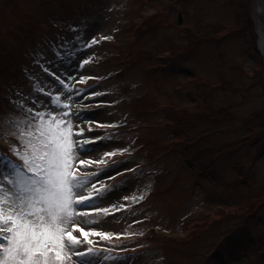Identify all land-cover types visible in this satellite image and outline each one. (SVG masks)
<instances>
[{
  "label": "rangeland",
  "instance_id": "1",
  "mask_svg": "<svg viewBox=\"0 0 264 264\" xmlns=\"http://www.w3.org/2000/svg\"><path fill=\"white\" fill-rule=\"evenodd\" d=\"M136 1L140 0H0V38L8 27L18 31L13 23L20 20L15 3L40 21L34 38L19 34L27 39L21 43L22 50L32 56V63L23 64L25 82L8 86L11 96L23 91L17 87L21 84L34 93L39 88L55 93L59 84L50 87L38 66L45 54L53 55L56 45L52 41L74 40L73 33L83 36L85 28L97 41L84 55L90 62L71 84L79 92H73L70 110L95 114L92 120L73 117L72 122L75 130L84 129V142L91 138L100 143L95 151L77 152V166L80 175L94 176L106 168L115 173V166L127 163L118 175L86 186L84 195L93 183L97 190L115 186L116 191L110 198L95 201L109 209L107 214L77 210L76 223L90 234L85 238L79 227L73 231L82 241L76 250L96 249L99 254L92 258L93 264H264V205L252 215L239 205L229 206L232 216L213 214L224 201L244 199L249 192L258 194L259 202L264 200V156H257L254 138L248 136L244 123L251 114L264 112V65L259 70L263 76L254 68L259 55L264 62L259 37L252 48L250 37L237 32L235 0H148L138 23L154 11L176 21L179 8L186 5L190 12H202L206 20L231 27L173 66L165 56L167 47L185 43L176 26L155 34L124 31L139 14L132 11ZM252 12L264 27L263 16L255 7ZM181 19L186 21L182 13ZM45 23L53 26L49 29ZM5 37L12 41L9 35ZM185 70H194V77H188ZM83 76L90 78L84 82ZM219 77L238 89L213 90L201 83L208 80L216 86ZM89 89L102 95L80 98L79 93ZM195 104L229 107L234 117L219 128L198 120L190 121V129L178 128L177 110L192 111ZM90 128L94 131L89 132ZM0 146L8 147L4 138ZM200 149L212 152L196 154ZM112 151L117 152L115 157L105 156ZM89 159L106 163H78ZM125 185L127 190H123ZM202 213L219 218L216 227L203 236L199 235L203 228H193L194 221L185 224ZM96 231L113 235L105 240L93 234ZM68 264H78V258L72 255Z\"/></svg>",
  "mask_w": 264,
  "mask_h": 264
},
{
  "label": "snow or ice",
  "instance_id": "2",
  "mask_svg": "<svg viewBox=\"0 0 264 264\" xmlns=\"http://www.w3.org/2000/svg\"><path fill=\"white\" fill-rule=\"evenodd\" d=\"M73 37L74 40L52 41L56 45L53 55L45 54L38 62L40 74L49 86L59 84L55 93L44 88L34 93L21 84L17 87L23 91L18 96L0 98V138L8 144L7 148L0 146V264H68L72 255L78 258V264H93L92 258L99 254L92 247L76 250L82 243L73 234L79 227L77 210L109 213L108 208L99 207L95 201L110 198L115 186L97 190L93 183L87 195L83 192L93 181L118 175L127 162L115 166V173L106 168L94 176L79 174L77 152L95 151L100 140L90 138L84 142V129L75 130L73 117L92 120L95 114L71 112V97L73 92H79L71 84L75 74L90 62L84 55L97 41L88 35L87 28L83 36L73 33ZM89 78L82 77L84 82ZM89 94L102 95L92 89L79 93L80 98ZM91 131L94 130L90 128ZM7 152L17 159L13 160ZM116 155V151L105 153L106 157ZM78 163L88 166L106 161L89 159ZM123 190H127V185ZM79 231L85 238L90 234L83 227ZM93 234L105 240L113 235L100 231ZM88 243L93 242L89 239Z\"/></svg>",
  "mask_w": 264,
  "mask_h": 264
},
{
  "label": "trees",
  "instance_id": "3",
  "mask_svg": "<svg viewBox=\"0 0 264 264\" xmlns=\"http://www.w3.org/2000/svg\"><path fill=\"white\" fill-rule=\"evenodd\" d=\"M147 1L148 0H140L134 3L132 11H137V13L139 14L130 19L129 28H127L126 31H129L130 34H155L158 30L162 28L176 26V32L179 33L180 37L185 40V43L170 44L167 47L168 51L165 56L170 59V64L173 66L176 65L179 60L185 58L191 51H193L199 45L213 40H217L214 36L218 34H226L231 28H228L226 27V25L221 24L219 22L206 20L202 12H190L189 10H187L186 5H183L179 8L183 16L186 18V21L180 25L178 23L177 18L176 21L173 18L169 19L165 16L162 11H154L152 15L144 18V20L142 19L143 22L138 23L142 16V6ZM182 1L186 3L187 0ZM252 1L253 0H235V18L236 23L238 25L237 32L246 33L250 37L251 47L255 48V29L257 21L252 15ZM13 3L14 2H12L11 4ZM16 6L17 3L13 5V7L15 8L14 12L20 17V20L19 22L13 21V23L14 28H16L18 31L16 32L15 29L12 28V26L10 28L8 27L4 32V36H1L0 38V98L11 97L8 90L9 85L18 83L19 81H26L23 64L25 62L32 63V56L24 53V51L22 50L24 45H22L21 43L26 41L27 39H23V37H20L19 34L24 33L29 38H34L35 34L33 30L37 28L35 27V25H38L40 22L39 20H37L36 17H34L33 15H29L27 12H23L21 9L16 8ZM171 8L175 9V6H172ZM22 24H24V29L22 27ZM45 24L49 29H51V26H53L49 23ZM7 35L12 38V41L5 37ZM263 65V59L259 55L256 59V62L254 63V68L259 74V70ZM185 72L189 75L188 77H194L193 75H195L194 70H185ZM260 75L263 76L262 73ZM201 83H203L207 87H213V90L230 89L235 91L238 89L237 86L232 87L222 77H219L218 84L216 86H211L208 80H202ZM177 112L180 117L178 118V122L176 123V125L182 130L192 128L190 124V121L192 120H198L201 121L203 124H206L207 126L209 125L213 128H219L220 126H224L229 119H233L234 117V115L232 116L229 107L219 108L214 107L212 105L202 106L199 104H195L194 109L192 111L187 110L185 107H181L177 110ZM244 123L245 127L248 128V136L251 135L254 138L255 151L257 156H264V112H255L251 114L248 118L245 119ZM181 135L183 136L182 132ZM172 138L175 139L176 134L173 135ZM208 152L212 151H208V149H200L196 151V154ZM219 156H221V154ZM215 158L216 156L210 159V161L204 166H202L200 172L204 170L205 166L213 162ZM237 205L239 206L237 207ZM261 205H264V200L262 202H259V195H252L251 192H249L244 199H236L231 203L229 201H224L221 207H218L213 211V214L215 216H232L234 213L229 209V206H235L237 208L242 207L244 211L250 212V214L252 215L253 213L255 214V212L260 208ZM217 220H219V218L211 217V215L205 213L201 215L200 218L194 217L185 220V224L190 225V223L194 221L193 228H199V231L203 228L199 233V235L202 234L203 236L207 232L212 231V228L216 227V225L218 224L216 223Z\"/></svg>",
  "mask_w": 264,
  "mask_h": 264
},
{
  "label": "bare ground",
  "instance_id": "4",
  "mask_svg": "<svg viewBox=\"0 0 264 264\" xmlns=\"http://www.w3.org/2000/svg\"><path fill=\"white\" fill-rule=\"evenodd\" d=\"M255 11L260 15L264 17V5L256 2L255 5ZM258 33H259V49L261 50V53L264 55V27L260 26L258 29Z\"/></svg>",
  "mask_w": 264,
  "mask_h": 264
},
{
  "label": "water",
  "instance_id": "5",
  "mask_svg": "<svg viewBox=\"0 0 264 264\" xmlns=\"http://www.w3.org/2000/svg\"><path fill=\"white\" fill-rule=\"evenodd\" d=\"M254 1L264 5V0H254ZM178 19H179V23H181V15L180 14L178 15Z\"/></svg>",
  "mask_w": 264,
  "mask_h": 264
}]
</instances>
